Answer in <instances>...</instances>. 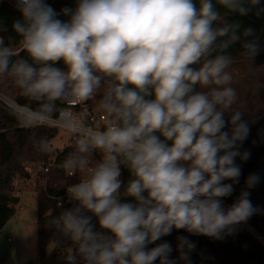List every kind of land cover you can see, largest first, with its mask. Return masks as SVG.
I'll use <instances>...</instances> for the list:
<instances>
[{
    "label": "clouds",
    "instance_id": "1",
    "mask_svg": "<svg viewBox=\"0 0 264 264\" xmlns=\"http://www.w3.org/2000/svg\"><path fill=\"white\" fill-rule=\"evenodd\" d=\"M15 8L19 51L0 36V78L36 102L22 118L39 125L59 118L58 101L75 107L98 95L104 117L101 128L62 121L75 151L61 166L80 178L66 189L71 207L61 202L47 223L70 248L66 264H191L188 236L176 237V258L163 238L183 230L221 240L258 212L248 190L259 174L231 205L223 200L242 175L237 160L251 156L241 150L249 125L234 108L226 49L243 37L241 57L260 52L253 29L241 33L228 17L259 15L261 0H77L60 13L47 0H15Z\"/></svg>",
    "mask_w": 264,
    "mask_h": 264
},
{
    "label": "trees",
    "instance_id": "2",
    "mask_svg": "<svg viewBox=\"0 0 264 264\" xmlns=\"http://www.w3.org/2000/svg\"><path fill=\"white\" fill-rule=\"evenodd\" d=\"M76 2L77 0H47V3L57 13H60V10L65 7L74 8ZM261 6L264 7V0H261ZM59 18L67 19L62 15ZM16 20H22L21 13L13 4L6 0H0V36L4 38L6 45L12 47L18 46L16 43L20 39L12 28V24ZM228 20L238 23L241 33L246 28L253 29L260 38V52L253 60L264 61V12L257 15L254 10L247 16L233 14L228 17ZM243 39L242 37L241 40L232 43L226 49L228 54L234 56V62L249 61L239 55L242 52ZM21 55H26V53L21 52ZM0 92L22 106L29 105L33 109L37 106L36 102L20 95L19 89L11 78H0ZM248 97L247 95L244 109L234 108L245 113L242 119L248 122L249 134L243 142L241 150L249 151L251 156L247 161L237 160L242 169V175L239 183L234 185L232 195L225 198L224 201L231 205L240 192L246 190V177L251 173L259 174L260 183L255 188L248 190L251 193L250 199L258 212L247 223L264 235V109L255 108V104L250 102ZM91 103L97 105V101L91 100ZM62 107L63 102L58 101L57 108ZM225 130L229 129L226 128ZM56 134L57 128L55 126H23L18 113L0 101V230L16 213L15 205L20 201V198L13 196V180L16 176L23 174L22 164L26 161L45 162L51 156H57V163L47 176V188L38 187L35 190L39 264H66L64 256L70 251V248L57 232L49 228L47 223L50 219L48 213L55 216L62 209L56 208L55 201L48 195H61L67 185L76 183L80 178L79 173L73 177H67L66 171L61 166L65 157L74 152L75 149H67L62 152L54 151L51 146L47 147L46 151L38 149L39 142L47 140L50 145ZM97 159L98 156L96 155L90 158L94 163ZM129 178V173L124 170L122 179L126 182ZM180 235L188 236L196 245L195 251L191 253V264H264V244L257 240L242 224L237 227L234 234L227 235L221 240L190 235L183 230H174L171 235L163 238L172 244L174 249L171 254L172 258L177 256L175 251L176 237ZM50 243H54L55 246L48 253ZM152 246L154 245L149 247ZM178 264H183V262L178 261Z\"/></svg>",
    "mask_w": 264,
    "mask_h": 264
},
{
    "label": "rangeland",
    "instance_id": "3",
    "mask_svg": "<svg viewBox=\"0 0 264 264\" xmlns=\"http://www.w3.org/2000/svg\"><path fill=\"white\" fill-rule=\"evenodd\" d=\"M229 71L233 72L232 86L237 91V103L234 107L244 109L248 95V99L255 104V108L264 109V95H262L264 78L261 76L264 73V61L233 62ZM98 99L99 95L93 101L98 103ZM18 115L21 124L26 125V120L19 113ZM69 140L70 132L64 127H58L57 134L51 140L50 146L54 151L62 152L66 150ZM19 198L21 203L17 207L16 213L0 230V264H39L35 190L32 188L21 189ZM255 230L251 234L264 244V239H259V235L262 233ZM54 246V243L48 245V253L53 250Z\"/></svg>",
    "mask_w": 264,
    "mask_h": 264
},
{
    "label": "built area",
    "instance_id": "4",
    "mask_svg": "<svg viewBox=\"0 0 264 264\" xmlns=\"http://www.w3.org/2000/svg\"><path fill=\"white\" fill-rule=\"evenodd\" d=\"M7 2L13 4L15 6V0H6ZM19 51V45L14 47ZM0 101L6 104L9 108L18 112L19 114L24 113L26 109L23 108L22 105L18 104L11 98H8L3 93H0ZM93 101V99H92ZM59 118H50L44 121L38 122L39 125H50L58 127H64L62 121L65 117H72L78 121H82L85 125L95 128H101L104 124V117L98 111L97 105H93L91 100L88 102H79L75 107H62L58 109ZM22 117V116H21ZM25 120V119H24ZM25 126L34 125L37 122L26 120ZM65 128V127H64ZM67 149H75V137L72 133H70V140L66 147ZM92 163H94L91 160ZM57 163V156H51L45 162H36V161H26L22 164L23 174L18 175L13 180V196L19 197V193L21 189L32 188L36 190L38 187L47 188L48 185V174L54 168ZM78 174V173H76ZM75 174L68 173L66 171L67 177H73ZM72 184L66 186L65 190L61 195L54 196L48 195V197L52 198L55 201V207L61 209L58 205L62 202L64 208L71 207L68 203L66 189L70 187ZM21 201H19L15 208L20 205ZM223 204L225 207L229 206L224 200ZM245 226L250 232L256 231L252 226H250L247 222L242 224ZM259 239H264L263 235H259Z\"/></svg>",
    "mask_w": 264,
    "mask_h": 264
},
{
    "label": "crops",
    "instance_id": "5",
    "mask_svg": "<svg viewBox=\"0 0 264 264\" xmlns=\"http://www.w3.org/2000/svg\"><path fill=\"white\" fill-rule=\"evenodd\" d=\"M262 78H264V73L261 74ZM264 89V86H262ZM262 95H264V92L262 93Z\"/></svg>",
    "mask_w": 264,
    "mask_h": 264
}]
</instances>
